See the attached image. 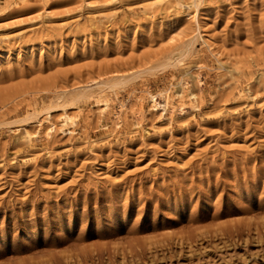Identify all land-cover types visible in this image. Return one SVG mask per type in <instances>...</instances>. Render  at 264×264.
Returning <instances> with one entry per match:
<instances>
[{"label": "rangeland", "instance_id": "374dc122", "mask_svg": "<svg viewBox=\"0 0 264 264\" xmlns=\"http://www.w3.org/2000/svg\"><path fill=\"white\" fill-rule=\"evenodd\" d=\"M0 264H264V0H0Z\"/></svg>", "mask_w": 264, "mask_h": 264}, {"label": "bare ground", "instance_id": "6f19581e", "mask_svg": "<svg viewBox=\"0 0 264 264\" xmlns=\"http://www.w3.org/2000/svg\"><path fill=\"white\" fill-rule=\"evenodd\" d=\"M151 101H152V108L153 109H155L156 111L158 110V104H157V102H156V97H155V95H152L151 96ZM168 104H169V97L166 95L165 96V105L162 107V110H164L165 109V107H168ZM170 107V106H169ZM171 108V107H170ZM161 110V109H160ZM180 111H181V109H180Z\"/></svg>", "mask_w": 264, "mask_h": 264}]
</instances>
